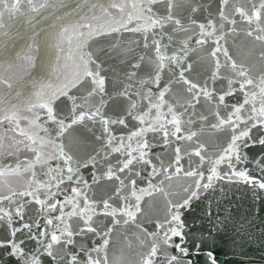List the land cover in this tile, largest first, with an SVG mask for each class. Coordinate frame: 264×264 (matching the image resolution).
<instances>
[{
  "label": "water",
  "instance_id": "1",
  "mask_svg": "<svg viewBox=\"0 0 264 264\" xmlns=\"http://www.w3.org/2000/svg\"><path fill=\"white\" fill-rule=\"evenodd\" d=\"M0 264H264V0H0Z\"/></svg>",
  "mask_w": 264,
  "mask_h": 264
}]
</instances>
